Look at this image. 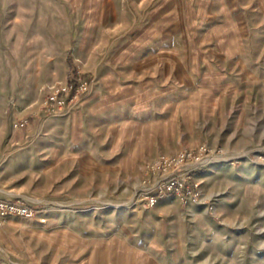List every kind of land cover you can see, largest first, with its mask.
Returning <instances> with one entry per match:
<instances>
[{"label":"rangeland","instance_id":"obj_1","mask_svg":"<svg viewBox=\"0 0 264 264\" xmlns=\"http://www.w3.org/2000/svg\"><path fill=\"white\" fill-rule=\"evenodd\" d=\"M202 145L231 158L201 203L130 206L145 164ZM0 201L35 212L0 214V264H264V0H0Z\"/></svg>","mask_w":264,"mask_h":264},{"label":"built area","instance_id":"obj_2","mask_svg":"<svg viewBox=\"0 0 264 264\" xmlns=\"http://www.w3.org/2000/svg\"><path fill=\"white\" fill-rule=\"evenodd\" d=\"M88 84V81L79 79L77 83H67L57 89L46 99L48 112L55 117L71 114L78 107L81 94L89 90ZM20 126L23 127L24 123ZM230 158L222 149H212L207 145L195 150L182 149L173 155H159L142 167V184L130 206L148 211L169 196L201 203V183L195 179V173ZM0 214L33 217L35 212L29 207L0 201Z\"/></svg>","mask_w":264,"mask_h":264},{"label":"crops","instance_id":"obj_3","mask_svg":"<svg viewBox=\"0 0 264 264\" xmlns=\"http://www.w3.org/2000/svg\"><path fill=\"white\" fill-rule=\"evenodd\" d=\"M252 210H253V208H252ZM264 213H260V215H259V213L257 212V211H252V212H250V215H248L247 216V227L245 228V232H246V234H256V232H258V231H253V229L251 228L252 227V225H250L249 226V223L250 224H252L253 223V221L254 220H256L257 222L258 221H260V223H261V227L264 225V215H263ZM262 229H264V227H262ZM254 238H256L255 236L253 237H251V239H250V245H247L248 247H250V246H253V244H255V239ZM262 247H264V244L261 246V249H262Z\"/></svg>","mask_w":264,"mask_h":264}]
</instances>
